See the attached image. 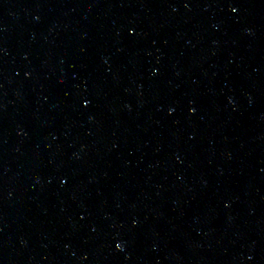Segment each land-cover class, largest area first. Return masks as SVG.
Here are the masks:
<instances>
[{"label":"water","instance_id":"obj_1","mask_svg":"<svg viewBox=\"0 0 264 264\" xmlns=\"http://www.w3.org/2000/svg\"><path fill=\"white\" fill-rule=\"evenodd\" d=\"M0 264H264V0H38Z\"/></svg>","mask_w":264,"mask_h":264}]
</instances>
